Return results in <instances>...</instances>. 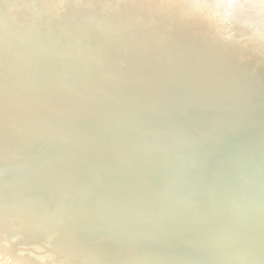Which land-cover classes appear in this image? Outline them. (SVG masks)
Masks as SVG:
<instances>
[{"label": "water", "instance_id": "1", "mask_svg": "<svg viewBox=\"0 0 264 264\" xmlns=\"http://www.w3.org/2000/svg\"><path fill=\"white\" fill-rule=\"evenodd\" d=\"M0 264H264V0H0Z\"/></svg>", "mask_w": 264, "mask_h": 264}]
</instances>
